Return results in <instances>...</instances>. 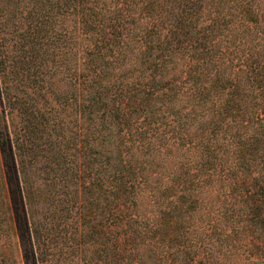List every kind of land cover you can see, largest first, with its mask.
Returning <instances> with one entry per match:
<instances>
[{
	"label": "trees",
	"instance_id": "trees-1",
	"mask_svg": "<svg viewBox=\"0 0 264 264\" xmlns=\"http://www.w3.org/2000/svg\"><path fill=\"white\" fill-rule=\"evenodd\" d=\"M0 246L264 264V0H0Z\"/></svg>",
	"mask_w": 264,
	"mask_h": 264
},
{
	"label": "rangeland",
	"instance_id": "rangeland-1",
	"mask_svg": "<svg viewBox=\"0 0 264 264\" xmlns=\"http://www.w3.org/2000/svg\"><path fill=\"white\" fill-rule=\"evenodd\" d=\"M64 25H66L67 28H70L71 25H72V20L70 18H67L65 20V22H64ZM35 181L37 182L36 184H39L40 183V180L38 178ZM0 249H2V252L4 254L7 253V248H5L4 246H0ZM13 255H15V258H16L15 264H25L27 262V260L26 259H23V258L20 260L19 257L16 255V251L13 252Z\"/></svg>",
	"mask_w": 264,
	"mask_h": 264
}]
</instances>
